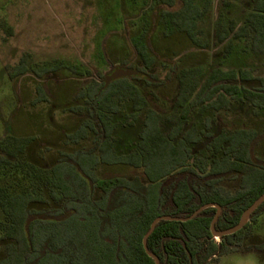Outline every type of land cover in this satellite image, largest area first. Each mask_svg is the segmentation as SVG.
Returning a JSON list of instances; mask_svg holds the SVG:
<instances>
[{
    "label": "trees",
    "instance_id": "1",
    "mask_svg": "<svg viewBox=\"0 0 264 264\" xmlns=\"http://www.w3.org/2000/svg\"><path fill=\"white\" fill-rule=\"evenodd\" d=\"M143 1L149 28L134 45L139 64L115 67L137 74L106 84L114 68L80 89L81 104L75 112L83 111L84 118L65 133L64 147L54 160L41 165L32 157L33 137L0 141V173L20 175L18 190L0 186V264H77L91 257L99 258V264H155L143 238L156 217H189L205 204H217L221 212L214 229L225 231L238 225L244 211L264 193V157L257 153L264 141V0H249L251 10L240 25L225 21L220 13L211 38L201 23L212 0ZM159 27L157 39L168 41L173 56L183 40L207 50L213 39L214 46L223 45L222 57L228 58L232 41H237L259 60L260 68L218 66L202 78L200 67H182L171 56L155 52L150 39ZM157 63L168 68L163 78L153 70ZM9 69L12 79L25 74L26 60ZM132 80L147 87L175 80L176 110L161 114L148 108ZM43 90L38 88V101L45 99ZM241 102L252 107L253 125L211 130L216 122L211 113L226 114ZM129 104L132 112L121 124L132 127L142 115V125L136 145L119 153L112 115ZM192 113L206 114L201 128L190 123ZM91 136L93 145L86 148L83 143ZM203 140L207 154L194 151ZM100 166L139 173L98 186ZM216 211L205 208L186 222L161 220L147 239L148 250L160 264H208L235 252H264V241L245 245L256 239L253 227L264 203L240 230L218 241L211 232ZM30 217L36 219L27 224Z\"/></svg>",
    "mask_w": 264,
    "mask_h": 264
},
{
    "label": "rangeland",
    "instance_id": "2",
    "mask_svg": "<svg viewBox=\"0 0 264 264\" xmlns=\"http://www.w3.org/2000/svg\"><path fill=\"white\" fill-rule=\"evenodd\" d=\"M146 9L143 0H0V141L10 136L33 137L32 157L41 165L54 160L56 151L64 147L65 133L72 131L84 118L83 111L75 112L81 104L77 97L80 89L122 63L139 64L134 45L149 28ZM250 10L249 0H212L210 12L201 25L211 38L220 13L225 21L233 19L240 25ZM156 31L150 39L155 52L162 58L171 56L172 62L182 67H200L202 78L218 66L224 69L260 68L259 60L248 53L243 42L230 40L234 45L233 52L223 58V45L214 46L213 39L207 50L194 49L183 40L182 49L173 48L179 51L173 56L166 47L168 41L158 40L161 27ZM21 59L26 60L28 71L10 78L7 67L15 69ZM202 61L204 63L200 64ZM73 67L78 73L72 70ZM43 69L50 72L44 73ZM153 70L163 78L168 68L157 63ZM132 82L141 90L148 108L161 114L176 110L175 80L160 87H147L139 80ZM38 88L45 91V99L40 101ZM131 112L129 104L120 113L112 115V121L117 123L114 136L115 149L119 153L128 152L138 141L142 115L132 127L121 124ZM210 116L216 120L211 129L215 133L222 127L232 129L245 122L253 125L250 122L252 107L246 102L233 105L226 114L211 113ZM205 117L206 114L192 113L190 123L201 128ZM206 143L203 140L194 151L207 154ZM92 145V136L83 143L86 148ZM260 145L257 153H263L261 156L264 157V141ZM138 173L121 167L100 166L97 185ZM19 180L18 173H0V186L18 190ZM253 235L256 239L247 240L246 246L264 241V211L253 227ZM99 263V258L91 257L77 264ZM208 264H264V252H235Z\"/></svg>",
    "mask_w": 264,
    "mask_h": 264
},
{
    "label": "water",
    "instance_id": "3",
    "mask_svg": "<svg viewBox=\"0 0 264 264\" xmlns=\"http://www.w3.org/2000/svg\"><path fill=\"white\" fill-rule=\"evenodd\" d=\"M137 72L132 70V69H123V68H115L114 71L108 75L105 78V82L106 84H108L110 81L112 80H116V79H120L123 77H131L136 75ZM264 203V193L258 198L256 199L253 204H251V206L249 208H247L244 213L241 216V219L238 223V225H236L235 227L225 230V231H220L217 232L214 229L215 226V221L217 219V217L219 216L220 212H221V207L217 204H205L203 206H201L199 209H197L196 211H194L189 217H183V218H179V217H171V216H159L156 217L150 227L149 230L147 231V233L145 234L144 238H143V247L145 249L146 254L151 257L152 259H154L155 264H160V261L158 259V257H156L155 255H153L147 248V239L148 237L153 233L156 225L161 221V220H166V221H179V222H186L189 221L193 218H195L202 210H204L205 208L208 207H216L217 211L215 214V217L213 218L212 222H211V232L215 237H218L219 239L223 236H227L230 234H233L235 232H237L238 230H240L243 225H245L247 223V221L249 220V218L251 217V215L259 208V206ZM36 217H30L27 220V224H29L31 221L35 220Z\"/></svg>",
    "mask_w": 264,
    "mask_h": 264
}]
</instances>
